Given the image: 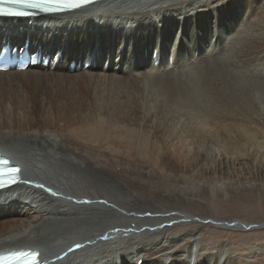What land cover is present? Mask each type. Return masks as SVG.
<instances>
[{
    "label": "bare ground",
    "instance_id": "bare-ground-1",
    "mask_svg": "<svg viewBox=\"0 0 264 264\" xmlns=\"http://www.w3.org/2000/svg\"><path fill=\"white\" fill-rule=\"evenodd\" d=\"M261 5H264V0H219V2L217 0H108L105 4L67 17L0 19V41L5 34L12 33L13 41L20 43L27 37L28 29H36L37 34L34 33L35 35L29 37L30 42L33 45L41 42L51 49L60 44L66 46L63 62L74 60L75 54L89 53L94 37L99 38L100 43L97 42V46L105 56L109 49L114 51L111 59L113 62L110 63L109 68L99 65L75 74H69L62 67L53 72H45L39 67L29 68L23 72H0V88H9L12 96V100L0 97L1 111L4 110L5 103H12L11 108L14 111L21 109L25 112L24 121L23 119L21 122L18 121L20 125L17 121H8L9 123L0 121V150L14 164L22 166L24 181L28 182L23 183L20 188L0 192V251L35 248L42 252L48 264H264L261 251V254L252 258L237 253L225 242L212 244L214 246L207 249L202 242L205 238L203 231L209 228L207 226L209 223H218L220 231L237 228L248 231L250 225L208 219V223L198 226L197 231L177 234L176 230L185 226L180 223L178 225L177 221L193 220L185 212L177 211L172 207L162 209L156 203H170L173 206L183 207V204L191 201L187 193L157 191L154 195L149 193L146 195L144 191H136V189L132 191L136 185L132 183L128 186L124 185L113 171L96 164L69 143L71 141L78 143L76 138L63 139L64 136L70 137L72 134L74 121L69 115L77 117H86L88 113L111 115V122L129 126L133 121L138 120L145 121L154 128L153 131L162 142L165 153L162 162L167 166L169 176L171 178L173 176L177 182L180 179L184 180L185 184L187 176L196 170L193 163L202 161L201 157L198 159L199 150L195 152L197 156H190L191 158L188 156L187 161L183 160L185 154L182 157L183 162L177 160L173 150L177 149L179 140L184 139L183 137L194 141L200 136H207L214 140L216 135L222 133L225 143L228 141L234 150L229 156L223 154L221 165L228 168L230 163L242 164L244 154L242 155L238 150L245 140L248 141L246 138L251 139L252 135L257 134L254 128L256 126L242 127V124L233 120L237 119L233 115L236 106L233 107L229 100L235 98L236 101V95L232 93L231 97L228 94L226 97L227 92L222 91L224 87L221 90L216 88L214 90V87L231 73L243 78L242 72L247 73L246 68L240 71L239 69L246 67L248 61L252 63L253 70H251L254 77L264 75V64L257 65L254 62L263 53L261 42L257 38L251 41L253 37L247 38V36L237 37L229 42L226 38L227 43L223 44L224 47L208 49L209 51L206 53L204 51V54L202 52L197 58L193 57L195 47L192 45L189 49L188 45L189 48H184L186 45L182 43L180 44L182 49L186 50V53L184 52L186 57L183 58L182 55H178L177 51L180 49L172 46L171 40H180L186 44L189 43L188 41L194 42L196 32L209 31L216 25L219 30L225 28L227 22L238 20L242 10L257 12ZM240 44L242 46L236 51L237 45ZM230 45L231 49L227 51L226 48ZM133 46L136 47L134 52L142 53L143 49L150 52V55L144 56L140 61L143 66L137 70H135L137 66L135 68L132 66L138 60L130 62L128 55L129 49ZM157 48L161 51L160 57ZM168 51L176 60L172 66L167 63L169 59L166 62L167 56H164ZM229 53H234V56L243 59V62L245 60V64L242 62V66L237 67L239 63L237 61L233 63V57L230 59ZM105 62L106 59L102 64ZM181 77H185V80L181 82L161 80ZM254 81L257 83L258 80ZM250 84L253 86L254 83ZM21 88L23 90L26 88V91ZM228 90L230 92L232 89ZM238 92L240 93V90L235 93ZM78 96L87 97L88 103L84 106H81L83 104L80 101H78L79 106L76 103H69ZM247 96L246 98L250 99ZM153 97H162L165 106L184 101L192 107L199 106L208 113L220 106L224 111L233 113L235 118L224 120V124L220 122L222 125L216 122L209 126L210 122L207 124L201 117L200 119L195 117L193 120L190 119L191 123L189 122V126L184 129V136L179 131L175 135L172 133L173 130L166 127L169 125H166L163 119L158 118L154 123L146 111L148 106L146 100ZM30 99L39 106L40 118L53 117V119L35 125L27 123L26 119L30 116L27 103ZM209 117L213 119L212 114L204 118L206 120ZM252 117L250 116V121ZM257 123L261 121L255 120V124ZM86 126L89 129L90 126ZM51 130L61 135L52 133ZM260 137L262 138V135ZM243 165L246 164L243 162ZM257 171L264 179V165L258 166ZM225 172L228 175V170ZM36 185H44V189L37 188ZM247 186L241 185L240 189H246ZM82 187H87L94 197L83 195L85 189ZM200 188L203 190L204 186ZM45 189H51L57 195L53 196ZM98 194H101L102 198L98 197ZM85 200L91 203H77ZM119 241L124 242L121 244ZM77 244L82 247L69 252V249H75Z\"/></svg>",
    "mask_w": 264,
    "mask_h": 264
},
{
    "label": "rangeland",
    "instance_id": "rangeland-1",
    "mask_svg": "<svg viewBox=\"0 0 264 264\" xmlns=\"http://www.w3.org/2000/svg\"><path fill=\"white\" fill-rule=\"evenodd\" d=\"M261 8H259L257 12H253V11L248 12V9L244 11L242 10L236 22H227L229 24L226 23L225 25L226 27L221 28L220 30L216 25L214 28H211V30L209 31L204 30L203 33L196 32L195 35L196 38L194 37L196 40L194 42L188 41L189 43L186 44L185 42L183 41L181 42L180 40H175V39L173 41L171 40L172 46L178 47L180 49L179 50L180 52L177 51L178 55L180 56L182 55L181 57L184 58L186 57L185 54L186 50L185 49L183 50L181 47L182 45L180 44L182 43L185 44L186 46L184 45L185 46L184 48H187L189 45L190 47V48L188 47L189 49H191V46L193 45V47H195V53L193 54L194 55L193 57L197 58V56L200 55L202 52H203L202 54H204V51L206 53L207 51L212 50V48L216 47L215 49H217L220 48L221 46L224 47L223 44L227 43L226 42L227 39L229 42L232 39H237V37L239 38L240 37L242 38L244 36H245L244 38H246V36L247 38L253 37L251 38V41L257 38L258 41L261 42L260 46L263 52L261 55H259L256 58L260 63H258L257 60H254V62L257 65L264 64V60L262 61V59L264 58V51H263L264 50V20H263L264 5L263 6L261 5ZM251 17L252 19H250ZM246 33H248V35H246ZM181 40H183L182 37ZM239 46L242 45L241 44L237 45V48L235 47L236 51L240 49ZM181 49L183 52L181 51ZM228 49H231V45L229 47L227 46L226 50L228 51ZM156 50L160 57L161 56L160 49L157 48ZM173 53L177 55L176 52ZM230 55H231L230 59H232L233 57L232 62L235 63V61H237L239 63V64L237 63L238 64L237 67L240 68L242 66L241 64L243 62V59H241L242 60L241 61L238 57L234 56V53L233 54L231 53ZM164 56L165 57L167 56L166 62L169 59L167 63H169L170 66H172L176 62V60H174V56H172V54L169 51L167 52V55ZM245 62L246 61L244 60L243 64H245ZM250 62L251 61L246 62L247 63L246 67L243 66L241 67V69H239L240 71L246 68L245 70L248 74L245 72L243 73L241 71L243 74V78L235 76L234 74L231 73L229 77H226L225 80L222 81L224 83L221 82L214 87V90L216 89L221 90V88L223 89L224 87V90L222 91L227 92L226 97L227 94L230 97L232 93L236 95L237 97L236 101L235 98L234 99L230 98L229 100L233 107L236 106L234 110L235 114L229 111L228 112L224 111V109L221 108L220 106L217 107L215 111L208 113L206 110L200 108L199 106H195V107L193 106L194 107L193 108L191 105H189L184 101H179L177 103L168 104L167 106H165L163 105L164 101L162 100V97H153V98H148L146 100L148 103L146 111H148L153 122L156 123L158 118L163 119L165 121L164 123L166 125L167 124L169 125V126L166 125L165 126L173 130L172 133H174L175 135H177L179 131V133L181 132L182 135L184 136L185 135L184 129L189 126L190 119L193 120L195 117H196L195 119H200L201 117V119L206 121L207 124L208 122H210L208 124L209 126H212L216 122H219L217 124L222 125L224 124L225 121H228V119L235 118L234 116H236L237 119H233V120H235L238 124H242L243 125L242 127L256 126L254 128L257 134L252 135L251 139L249 137L246 138L248 139V141L245 140L243 146L240 147V150H238L239 152H241L242 155L244 154L243 155L244 160L242 161V164L240 163L241 165L240 164L238 165L236 163H230L227 166L228 168L221 165L220 162L221 159L224 156H229V154L234 150L233 147H231L232 145L228 141L225 143L226 140L222 138V133L216 135V137L214 136L215 137L214 140L213 138L207 136H200L199 139L196 140L194 139V141L191 139L192 140L191 142L189 138L186 139H189L190 141L186 140L185 137H183L184 139L179 140V145L177 146V149H175L177 151L173 150V154H175L174 156L177 158V160L178 161L180 160L181 162L183 154H185V156L183 157L185 158L183 159L184 161L188 160V156L189 158H191L193 155L197 156L199 154L198 159L202 158V161L199 160L197 161V163L196 162L193 163V165L196 166V170L194 173L187 176V178L185 179V184H184V180L181 181L179 179L180 181L178 180L177 182V180L173 178V176H172L173 179L171 178V176H169L170 175L169 170L167 169V166L164 164V162H162L163 159L162 157L163 155H165V153L161 145L162 142L156 137L155 131H153L154 128L151 125H148L145 121H138V120L133 121L132 124L129 126L127 124L123 125L120 123L111 122V115L105 116L94 113H88L86 117H77V116L69 115L70 118L74 121L73 129L71 130L72 134H70V137L64 136L63 139L76 138V140H78V143L76 142L74 143L72 141L69 143L72 144V146H74L75 148H77L78 151L86 154V156L90 158L93 162L95 161L96 164L105 167V169H109L113 171L118 177H120L124 185L128 186V184L131 183L136 185V188H133L132 191H135V189L136 191H144L146 195L149 194L154 195L156 194L157 191H168V192L176 191V193H180V194L187 193L188 196L191 197L190 199L191 201L187 202L188 204L187 203L183 204L182 205L183 207H181V205L173 206L170 203H163V202L156 203V205L162 209L166 207H172L177 211L185 212L188 214L191 220H193L190 222L188 221L190 224L185 220H182L180 222L177 221L176 223L178 225L180 223V225L182 226L185 225V226L177 229L176 232L174 231L175 233L177 234L183 232L192 233L194 231H197L198 230L197 227L200 226L201 224L208 223V219H216L223 222L234 221V222L245 223L250 225L248 226L249 227L248 231H243L245 229L239 230L238 228L232 230L226 229L220 231L218 230V228H220L218 223L215 224L209 223L207 224L209 228L203 231V234H205V238H203L202 242L206 247V249L210 247L212 248L214 245L225 242L231 249H234L237 253L245 254V256L247 257L248 256L249 257L252 256V258L254 256L257 257L259 253L261 254V252H263V257H264V182H263L264 179L262 178V176H260V174L257 171L258 166L264 165V128H263L264 127V75H259L257 73L259 76L255 75L256 77H254V75L252 74V70H253V68L251 67L252 63ZM139 63L140 61L135 62L133 64L134 67L137 66L135 70L141 67L139 66ZM232 67L230 68V71L232 70ZM234 67L236 68L235 65ZM236 70H238V68H236ZM161 80L167 82H181L185 80V77H181L180 79L163 78ZM254 80H258L257 83ZM227 82L229 83L232 82L233 84L236 85H233L232 83L230 85ZM239 82L244 84L242 85ZM249 83L252 84L254 83V84L253 86L250 84L251 85L250 86ZM237 87L238 89H236ZM230 88L233 91L240 90V93L239 92L237 93L239 94L238 95L239 97L235 93L236 91L232 92L231 90L229 92L228 89ZM260 89L263 90L261 91ZM21 90H23V88H21ZM24 90L26 91V88ZM259 91H261L263 94ZM246 95H248L247 97H249L250 99L246 98ZM255 96H257L258 99L255 98ZM259 96H261V98ZM0 97H2L5 100L7 99L10 100L12 96H10L9 88L6 89L0 88ZM52 99H54V97H52ZM72 101L73 100L71 99L69 103H76L78 105V101H80V103L83 104L81 106H84L88 103L89 99L85 96H78L77 98H75L73 102ZM229 101L228 103H230ZM240 101H242V103ZM27 105L29 106V112H30V116L26 119L27 123H32L35 125L53 119V117L46 119L40 118V114H39L40 108L37 104L33 103L32 99H30ZM11 106L12 103L11 104L5 103L3 107L4 108L3 111H1V107H0V121L1 122L17 121V123L20 125L19 122H21L22 119L24 121L25 112L22 111L21 109H19L18 111H14L11 108ZM251 107L254 109H252ZM218 108H220L221 111ZM198 111L200 113H198ZM209 114H212L213 119H210L212 117H209L206 118L205 120L204 117H207ZM222 114H224L225 116ZM250 116L252 117L251 121H250ZM214 117H218V118H214ZM257 119L261 121V123L255 124V120ZM248 120L251 122L252 125L249 124ZM86 125L90 126V127L88 126L89 129L86 128L87 127ZM51 132L61 135V133H58L55 130H51ZM261 135L262 138L260 137ZM256 138H258L259 140L257 139L258 140L257 141ZM195 141L197 142L195 143ZM248 145L250 148L248 147ZM186 150L188 153H190V155L186 153ZM198 150L200 153L197 152ZM184 151L185 153H183ZM195 152H197L198 154ZM176 153L178 156L176 155ZM248 158L249 160H246ZM243 162L246 165H243ZM231 164L234 166H232ZM226 170H228L227 174L228 175L231 174V175L229 176L226 175V172L224 173V171ZM171 179L174 180V182ZM241 185L243 187L244 185L246 186L248 185V186L246 187V189H240ZM202 186H204L203 190L202 188H200ZM82 188L85 189V191L82 192L84 193L83 195L87 197L88 196L94 197V194L91 191H89L87 187H82ZM223 191H226V193L224 194ZM100 196L101 194H98V197ZM126 238L127 237H125V239ZM119 242L122 244L124 241H119ZM116 243H118V241H116Z\"/></svg>",
    "mask_w": 264,
    "mask_h": 264
},
{
    "label": "snow or ice",
    "instance_id": "snow-or-ice-1",
    "mask_svg": "<svg viewBox=\"0 0 264 264\" xmlns=\"http://www.w3.org/2000/svg\"><path fill=\"white\" fill-rule=\"evenodd\" d=\"M96 0H0V18L10 19H27L34 18L39 14L59 15L65 13H72L81 10L93 3ZM219 2V0H217ZM7 160H0V191L11 187L18 183H28L27 181H20L18 167H8ZM35 187L44 189V185H36ZM51 195L56 196L57 193L52 192L51 189H45ZM77 203H91V201H77ZM82 245L77 244L75 249L70 248L69 252L81 248ZM38 253H20L19 256L27 259L32 257L34 264H39L36 260ZM3 264H9V260L5 259Z\"/></svg>",
    "mask_w": 264,
    "mask_h": 264
}]
</instances>
